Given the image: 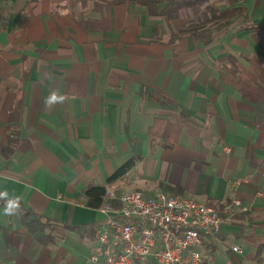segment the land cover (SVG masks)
<instances>
[{
	"label": "crops",
	"instance_id": "obj_1",
	"mask_svg": "<svg viewBox=\"0 0 264 264\" xmlns=\"http://www.w3.org/2000/svg\"><path fill=\"white\" fill-rule=\"evenodd\" d=\"M211 4L243 13L205 44L180 36L203 6L167 18L164 4L0 0V191L53 221L43 245L0 202V264H98L92 185L211 204L223 223L202 264H264V0ZM54 89L66 100L48 109ZM155 117L180 126L171 146L149 136ZM9 125L19 135L6 156Z\"/></svg>",
	"mask_w": 264,
	"mask_h": 264
},
{
	"label": "built area",
	"instance_id": "obj_2",
	"mask_svg": "<svg viewBox=\"0 0 264 264\" xmlns=\"http://www.w3.org/2000/svg\"><path fill=\"white\" fill-rule=\"evenodd\" d=\"M230 206H247L234 196ZM96 209L98 264H202L205 243L221 232L223 217L211 205L180 193L106 188ZM230 249L242 253L239 243Z\"/></svg>",
	"mask_w": 264,
	"mask_h": 264
},
{
	"label": "trees",
	"instance_id": "obj_3",
	"mask_svg": "<svg viewBox=\"0 0 264 264\" xmlns=\"http://www.w3.org/2000/svg\"><path fill=\"white\" fill-rule=\"evenodd\" d=\"M131 2L138 7H144L149 11H155L156 7L164 4L163 14L167 18L175 17L187 8L193 6H203V10L194 18L185 20L186 27L180 33V36H193L202 43H209L212 35L228 28L232 21L242 15V6H231L226 8H215L211 4V0H109V2ZM264 28V25H262ZM161 103L172 104L173 101L163 98ZM180 133V126L171 120L163 117H155L152 125L148 129V134L153 139H159V142L164 147H169L177 141ZM19 129L14 125L7 127L6 145L3 147V152L9 156L15 150L18 141ZM134 159L125 162L121 167L116 169L108 178L111 182L122 177L130 168L134 166ZM106 187L100 185L89 186L85 190L86 204L96 208ZM173 193V192H169ZM4 205V201L0 200ZM21 224L43 245H49L52 241V224L53 221L47 217L32 211L28 206L21 202V212L18 214ZM6 231V228H3ZM6 234V233H5ZM206 245V243H205ZM264 250V242L257 246L255 259L261 261V254Z\"/></svg>",
	"mask_w": 264,
	"mask_h": 264
},
{
	"label": "clouds",
	"instance_id": "obj_4",
	"mask_svg": "<svg viewBox=\"0 0 264 264\" xmlns=\"http://www.w3.org/2000/svg\"><path fill=\"white\" fill-rule=\"evenodd\" d=\"M51 78V77H49ZM66 100V96L61 94L58 89H54L50 94L45 97L44 105L46 108L51 109L56 104H62ZM0 200L4 201L3 214L5 216L14 217L21 212V197H9L7 191H0Z\"/></svg>",
	"mask_w": 264,
	"mask_h": 264
},
{
	"label": "rangeland",
	"instance_id": "obj_5",
	"mask_svg": "<svg viewBox=\"0 0 264 264\" xmlns=\"http://www.w3.org/2000/svg\"><path fill=\"white\" fill-rule=\"evenodd\" d=\"M204 7H202L201 9H203ZM189 15V17L192 15L191 10H189V12L187 13ZM192 17V16H191Z\"/></svg>",
	"mask_w": 264,
	"mask_h": 264
}]
</instances>
